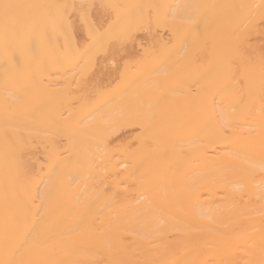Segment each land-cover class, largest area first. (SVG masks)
Instances as JSON below:
<instances>
[{
	"label": "bare ground",
	"instance_id": "1",
	"mask_svg": "<svg viewBox=\"0 0 264 264\" xmlns=\"http://www.w3.org/2000/svg\"><path fill=\"white\" fill-rule=\"evenodd\" d=\"M0 264H264V0H0Z\"/></svg>",
	"mask_w": 264,
	"mask_h": 264
}]
</instances>
